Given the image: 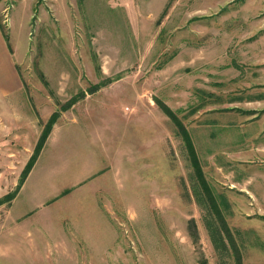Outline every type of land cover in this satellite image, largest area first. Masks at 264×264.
Wrapping results in <instances>:
<instances>
[{"label":"rangeland","instance_id":"374dc122","mask_svg":"<svg viewBox=\"0 0 264 264\" xmlns=\"http://www.w3.org/2000/svg\"><path fill=\"white\" fill-rule=\"evenodd\" d=\"M6 1L24 89L0 144V251L16 255L0 264H264V181L245 164L264 162V0ZM156 100L189 132L214 220Z\"/></svg>","mask_w":264,"mask_h":264},{"label":"crops","instance_id":"0c3cea01","mask_svg":"<svg viewBox=\"0 0 264 264\" xmlns=\"http://www.w3.org/2000/svg\"><path fill=\"white\" fill-rule=\"evenodd\" d=\"M15 7V6H14ZM8 8V1L6 0H0V100L6 105L4 109L9 110L13 113V117L10 120V124L7 125L4 123V121L1 120L2 114L0 115V144L2 145L7 140H14L17 141L18 137V127H19V120H22L21 113L17 106V99L15 98L16 95L23 93L24 89V81L23 77L21 75V72L19 70V67L17 65V62L14 57L13 51L11 52L8 43L5 38V32H4V20L2 19L3 14ZM3 24V25H2ZM7 36V33H6ZM21 95V94H20ZM13 104V106H12ZM5 112V111H3ZM10 112V113H11ZM247 115H252L250 113H245ZM255 115V114H253ZM22 133H19L21 135ZM251 140L253 141V136H249ZM25 139H28V136L25 137ZM255 142V140L253 141ZM262 147L264 148V143H261ZM264 153V151L262 152ZM251 155V154H250ZM253 156H256L255 154ZM248 158H251V156H248ZM245 162L251 168L249 170L251 172V175L247 177L248 179L251 178L252 174L260 172V180L264 181V162L258 163L255 160H250ZM261 164V165H259ZM259 165V166H258ZM91 180V176H88L86 178L81 179V183H84L86 181ZM262 185V184H261ZM100 189L105 192L106 188L101 186L98 183H92V185H89V183H86V185H83L79 192H99ZM98 209H100V206L97 205ZM101 210V209H100ZM49 237V234H48ZM16 256L12 252L7 255L0 251V260L7 261L8 259H12L15 261V258L12 256ZM15 264V263H14Z\"/></svg>","mask_w":264,"mask_h":264},{"label":"trees","instance_id":"16d2710c","mask_svg":"<svg viewBox=\"0 0 264 264\" xmlns=\"http://www.w3.org/2000/svg\"><path fill=\"white\" fill-rule=\"evenodd\" d=\"M101 87V85H96V86H92L91 88V94L98 91V89ZM80 98H82V96H77L74 97L72 100H70L64 107L63 110L66 111L68 109H70L71 107H73V105H75ZM157 101V100H156ZM157 103L159 104V106L161 107V109L163 110V112L175 123V125L177 126V131H176V136L180 137L183 142L185 143V146L188 149V155L190 156V160H191V164L194 168V175H191V181H192V189H193V193L195 195L197 204L200 206H203L204 208H207V212L212 216V220H214V214L213 211L215 212L216 215H220L219 212V207L217 205V199L215 198L209 184L206 182L205 178H204V174L203 171L200 167V163L197 159L194 147H193V143H192V139L189 135L188 130L186 129V127L184 126V124L182 123V121L179 119L178 115L172 110L170 109L167 105H165L162 101H157ZM60 116V112H56L54 113L51 118L49 119L48 123L46 124L43 133L41 135V138L38 142L37 148L35 150V153L33 154V156L31 157V160L27 166V170L23 175V178L27 175L28 172L31 171V169L33 168L36 160L38 159L39 154L41 153L45 142L54 126V124L56 123L57 119ZM29 174V173H28ZM202 188V190H201ZM211 221V220H208ZM214 222V221H212ZM211 231V230H210ZM218 234V233H217ZM219 236V238H218ZM217 235H212L211 234V238L212 241L214 242V244L216 246L219 245L221 241V237L222 234H218ZM221 236V237H220Z\"/></svg>","mask_w":264,"mask_h":264},{"label":"built area","instance_id":"2783aa9c","mask_svg":"<svg viewBox=\"0 0 264 264\" xmlns=\"http://www.w3.org/2000/svg\"><path fill=\"white\" fill-rule=\"evenodd\" d=\"M5 17H6V19H7V17H8V16H7V12H6V14H5Z\"/></svg>","mask_w":264,"mask_h":264}]
</instances>
